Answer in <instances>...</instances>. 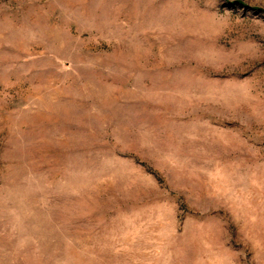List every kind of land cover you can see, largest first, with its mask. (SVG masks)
I'll use <instances>...</instances> for the list:
<instances>
[{"label": "rangeland", "instance_id": "rangeland-1", "mask_svg": "<svg viewBox=\"0 0 264 264\" xmlns=\"http://www.w3.org/2000/svg\"><path fill=\"white\" fill-rule=\"evenodd\" d=\"M0 264H264V0H0Z\"/></svg>", "mask_w": 264, "mask_h": 264}]
</instances>
